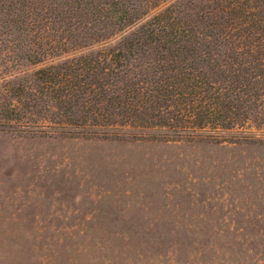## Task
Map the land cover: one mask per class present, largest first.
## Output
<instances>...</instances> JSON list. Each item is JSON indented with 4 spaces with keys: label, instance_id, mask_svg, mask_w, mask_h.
<instances>
[{
    "label": "rangeland",
    "instance_id": "rangeland-1",
    "mask_svg": "<svg viewBox=\"0 0 264 264\" xmlns=\"http://www.w3.org/2000/svg\"><path fill=\"white\" fill-rule=\"evenodd\" d=\"M6 120L0 264H264V129L213 140Z\"/></svg>",
    "mask_w": 264,
    "mask_h": 264
},
{
    "label": "trees",
    "instance_id": "trees-1",
    "mask_svg": "<svg viewBox=\"0 0 264 264\" xmlns=\"http://www.w3.org/2000/svg\"><path fill=\"white\" fill-rule=\"evenodd\" d=\"M0 65V126L264 129V0H0Z\"/></svg>",
    "mask_w": 264,
    "mask_h": 264
}]
</instances>
